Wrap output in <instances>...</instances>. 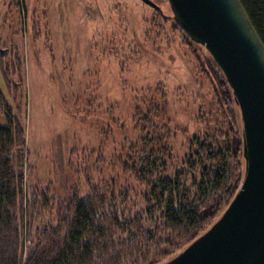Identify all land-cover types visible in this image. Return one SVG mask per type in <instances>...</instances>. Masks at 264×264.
Returning a JSON list of instances; mask_svg holds the SVG:
<instances>
[{
    "label": "rangeland",
    "instance_id": "obj_1",
    "mask_svg": "<svg viewBox=\"0 0 264 264\" xmlns=\"http://www.w3.org/2000/svg\"><path fill=\"white\" fill-rule=\"evenodd\" d=\"M153 1L162 16L142 0H0V48L7 49L0 54L11 83L0 63V126L10 114L26 129L28 191L85 197L106 182L142 205L144 188L120 165L122 146L140 136L138 94L165 93L179 129L176 156L204 130L210 88L201 61L214 58L173 27L168 0ZM237 123L243 130L240 110Z\"/></svg>",
    "mask_w": 264,
    "mask_h": 264
},
{
    "label": "trees",
    "instance_id": "obj_2",
    "mask_svg": "<svg viewBox=\"0 0 264 264\" xmlns=\"http://www.w3.org/2000/svg\"><path fill=\"white\" fill-rule=\"evenodd\" d=\"M240 1L264 43V0ZM173 27L182 29L176 21ZM202 62L210 88L207 124L188 138L182 157L174 150L179 129L165 93L137 95L140 136L122 146L120 165L144 188L139 206L106 182L85 197L76 190L62 197L49 188L28 191L26 129L9 114L0 126V264H161L207 231L238 193L246 159L233 90L215 60Z\"/></svg>",
    "mask_w": 264,
    "mask_h": 264
},
{
    "label": "water",
    "instance_id": "obj_3",
    "mask_svg": "<svg viewBox=\"0 0 264 264\" xmlns=\"http://www.w3.org/2000/svg\"><path fill=\"white\" fill-rule=\"evenodd\" d=\"M143 1L160 9L153 0ZM168 1L175 21L206 47L233 90L246 175L221 217L162 264H264V43L240 0Z\"/></svg>",
    "mask_w": 264,
    "mask_h": 264
}]
</instances>
